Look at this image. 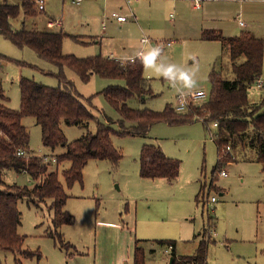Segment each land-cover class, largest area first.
Wrapping results in <instances>:
<instances>
[{
    "label": "rangeland",
    "instance_id": "obj_1",
    "mask_svg": "<svg viewBox=\"0 0 264 264\" xmlns=\"http://www.w3.org/2000/svg\"><path fill=\"white\" fill-rule=\"evenodd\" d=\"M197 1L199 7L195 8V0H139L133 5L136 21L128 20L124 24L109 21L102 25L103 16L118 9V0H82L79 5L72 4L71 0H44L41 9L50 20L60 21L62 27L48 28L42 14L36 19L24 17V20L27 28L56 30L67 35L62 52L77 58L101 55L121 59L135 55L141 47L148 55L152 48L150 44L142 45L141 38L156 43L160 46V56L153 67L144 68V77L154 96L143 102L131 98L128 105L161 111L167 104L173 106L180 92L202 89L208 99L209 75L213 69L225 79L233 78L227 46L201 38L198 34L201 27H221L224 36L255 29V35L264 40V22L250 20L246 13L242 15L244 10L239 2L220 6L213 1ZM237 16L246 24L244 27L234 21ZM167 42L171 44L168 46ZM0 57L4 59L0 65V81L7 98L2 103L11 110L20 108V78L52 88L60 85L54 65L40 59L30 48L16 47L1 35ZM169 64L175 65L177 74L195 71L197 86L187 90L179 80L172 81V86L156 72L157 68L163 71ZM64 70L67 76L73 75L77 92L94 115L101 120L119 118L100 92L113 82L124 85L123 80L93 75L85 83L70 69ZM260 81L264 85V53ZM263 96L264 88L253 84L249 90L251 102H259ZM88 98H91L89 103ZM22 124L29 133V147L34 156H53L65 151L62 146L54 150L43 146L40 127L33 117H23ZM113 127L118 130L117 125ZM60 128L68 142L87 131L63 122ZM88 131H95L94 123ZM213 134V130L204 129L199 119L182 125L156 123L140 135H112V144L122 155L119 164L115 167L109 160H90L83 169L82 183L66 189L69 198L65 210L72 220L56 231L67 246L49 236L53 233L49 200L38 206L27 203L26 199L19 201L18 234L25 236L23 249L36 253L32 259L18 256L21 264H132L135 247L143 252L144 264H169L170 257L164 253L168 242H174L176 256H193L199 243H206L207 264H264L262 167L238 156L221 166L227 176L216 172L213 178L217 166ZM144 144L158 146L167 157L180 161L179 175L174 182L140 177L139 155ZM50 164L64 183L61 172L70 163L63 162L58 167ZM4 180L21 186L33 184L27 174L13 170L4 173ZM211 196L217 201L207 205L206 198ZM187 258L181 260L194 264ZM0 263L16 264L14 255L0 251Z\"/></svg>",
    "mask_w": 264,
    "mask_h": 264
},
{
    "label": "trees",
    "instance_id": "obj_2",
    "mask_svg": "<svg viewBox=\"0 0 264 264\" xmlns=\"http://www.w3.org/2000/svg\"><path fill=\"white\" fill-rule=\"evenodd\" d=\"M40 14H44V11L34 0H0V35L18 48H30L40 59L54 65L58 69L55 76L60 84L52 88L20 78V108L11 110L2 103L7 98L0 81V251L11 252L16 264H21L18 256L32 259L36 254L23 249L25 236L18 234L21 224L19 201L26 199L27 203L38 206L49 200V207L53 211L54 233V236L53 233H49V236L58 240L60 245L67 246L62 235L56 231L72 220L65 210L69 198L66 189L77 182L82 183L83 169L90 160H109L115 167L119 164L122 155L113 146L112 135H140L156 123L182 125L202 119L206 131L213 129V123L217 124L213 129L217 151V166L213 170V178L218 175V169L223 164L238 156L259 163L264 173V96L257 103L251 102L249 98V88L262 74L263 39L249 31H244L239 36L225 37L219 30H204L201 38L220 41L223 46H227L233 78L225 79L221 72L213 69L209 75L211 93L208 99L190 106L184 112L176 111L171 104H167L161 111L135 109L128 105L131 98L136 97L143 102L154 96L144 77L142 60L123 63L101 55L88 58L65 55L62 43L67 35L53 30L27 28L24 17H37ZM17 22L18 26H14ZM18 64L26 65L22 62ZM65 68L70 69L85 83L93 75L123 80L124 85L112 84L100 92L116 110L119 119L114 121L105 117L101 120L94 115L82 101L73 82L67 79ZM261 87L264 88V85ZM90 99L86 101L89 103ZM27 116L33 117L40 127L43 146L52 150L59 146L65 148L63 153L56 156L55 164L58 167L63 162L70 163L61 172L64 183L60 181L56 168L51 169L50 163L32 155L29 133L22 124V118ZM62 122L87 131L78 139L68 142L60 128ZM91 123L95 125L94 132L88 131ZM113 125H117L118 130ZM227 146L230 147V152H226ZM18 152H23L24 155L18 156ZM7 170L26 173L33 184H7L4 180ZM179 171L180 161L167 157L160 147L152 144L141 147V178L173 182ZM168 244L174 245V242ZM206 246V243L200 242L196 253L185 260L205 264ZM174 261L173 257V263ZM133 264H144V254L137 247L134 250Z\"/></svg>",
    "mask_w": 264,
    "mask_h": 264
},
{
    "label": "built area",
    "instance_id": "obj_3",
    "mask_svg": "<svg viewBox=\"0 0 264 264\" xmlns=\"http://www.w3.org/2000/svg\"><path fill=\"white\" fill-rule=\"evenodd\" d=\"M132 1H134V0H123V2L126 4V6L128 8H129L130 3ZM212 1H225V0H212ZM232 1L241 2L243 0H232ZM34 2L36 3L37 6H39L40 9L42 8V5L44 4V0H34ZM72 2L78 4L81 2V0H73ZM194 7L195 8L199 7V2L197 0H195ZM111 17L114 18L115 20H117L118 22H121V23L127 22L128 20H135V14L132 12L131 8H129V11L127 14H120L116 11H113L111 13ZM239 24L242 26L245 25L244 22L241 20H239ZM61 25H62L61 22L56 21V20L48 21L46 24V26L48 28H53L54 26H56V28H59V27H61ZM141 43H142V45H149L150 44L151 48H159L160 49V46L156 45V43H154V42L147 40L146 38H142ZM170 44H171V42H167L168 46ZM145 55H146V53H145L144 49H141L137 52V54H135L133 56H128V57L121 58L118 60H120L121 62H123V61L133 62L135 59H141ZM1 64H2V62H1V58H0V65ZM255 84L257 85V87H261L263 83L260 81V79H258ZM206 100H207V95H206L205 91L202 89H198V90L190 92V93L180 92L175 97V103H174L173 107L178 112H184V111H187V109L190 106L198 105V104H200ZM216 125H217L216 123H213L212 128L213 129L216 128ZM212 130L209 132H212ZM213 136H214V134H213ZM213 136H211V137L213 138ZM226 152H230L229 146L226 147ZM17 155L22 156L24 154H23V152H18ZM40 158L46 163H55L56 164V157H54V156L43 155V156H40ZM218 175L225 177L227 174H226L225 170L220 169L218 172ZM216 201H217V199L214 196L206 198V204L207 205H210V204L212 205ZM171 249H172V246L169 245L168 248L165 250V252H167L169 250L171 251ZM173 264H187V263L182 262V261H177V262H174Z\"/></svg>",
    "mask_w": 264,
    "mask_h": 264
},
{
    "label": "crops",
    "instance_id": "obj_4",
    "mask_svg": "<svg viewBox=\"0 0 264 264\" xmlns=\"http://www.w3.org/2000/svg\"><path fill=\"white\" fill-rule=\"evenodd\" d=\"M73 0H71V2H72ZM103 1H108V0H103ZM119 2H120V5H119V7H118V9L117 10H115L116 12H118V13H120V14H127L128 13V11H129V8H131L132 9V12L135 14V12L133 11V5H136V3H137V1H139V0H134V1H132L131 3H130V6H129V8L126 6V4L123 2V0H118ZM173 2H177L178 0H172ZM207 1H212V0H207ZM81 2H82V0H81ZM80 2V3H81ZM213 2H215V3H218L220 6L222 5H225V4H227V3H231V2H236V1H232V0H225V1H213ZM80 3H73L72 2V4H75V5H79ZM240 3V8L242 9V10H244V13L242 12V15H244L245 13H246V17L248 18V19H250V20H261V21H259V22H261V23H263L264 22V0H243V1H241V2H239ZM242 15L240 14V16L242 17ZM42 16H43V18L45 19V21H44V24H45V22H47V21H51L50 19H49V17L44 13V14H42ZM35 19H36V17H34ZM239 20H241L240 19V17L239 16H237L235 19H234V21H236L237 23H238V25L239 26H241V27H244V26H242V25H240L239 24ZM109 21H115L116 23H118V24H124L125 22H123V23H121V22H118L117 20H115L114 18H112L111 17V14L110 15H108V16H103V21H102V25H105L107 22H109ZM134 21H136V14H135V20ZM39 23V22H38ZM40 24V23H39ZM41 25V24H40ZM44 26V25H43ZM61 27H62V25H61ZM53 29H55V28H53ZM204 30H219L222 34L224 33V32H222L223 31V29L220 27V28H203V27H201L199 30H198V34L199 35H201L202 34V32L204 31ZM61 31V30H60ZM244 31H247V30H243V31H241V32H237V33H235L234 35H231V36H225V37H233V36H239L242 32H244ZM249 31V30H248ZM53 32H58V31H56V30H53ZM249 32H251V31H249ZM254 36H256L257 38H259L257 35H255L256 33H257V31L255 30V29H253V32H251ZM223 36H224V34H223ZM88 38H93V37H88ZM142 39V38H141ZM141 49H142V47H141ZM141 49H139V50H141ZM143 49H144V47H143ZM138 50V51H139ZM137 51V52H138ZM137 54V53H136ZM128 57V56H127ZM125 58V57H124ZM118 60V59H117ZM3 60L1 59V62H2ZM66 74V73H65ZM67 76V75H66ZM67 79L69 80V81H73V75H71V74H69L68 76H67ZM261 79V78H260ZM111 80H113V79H111ZM115 81V80H114ZM112 84H116L115 82H113V83H110L109 85H112ZM263 85V84H262ZM259 88H261V87H259ZM251 89V87L249 88V90ZM119 119V118H118ZM118 119H114V121H117ZM61 153H63V152H61ZM60 153V154H61ZM33 155V154H32ZM51 156V155H50ZM53 156H57V155H53ZM24 174H26V173H24ZM227 176V175H226ZM148 180H150V179H148ZM155 180H157V179H155ZM174 182V181H173ZM169 183H172V182H169ZM168 246H169V244H168ZM170 246H172V249H171V251L169 250V251H167V252H164L167 256H169L170 258L171 257H174L175 258V261L174 262H177V261H182L181 259H183V258H185V257H190V256H176V251H175V249H176V246H175V244L174 245H170ZM166 250V249H165ZM207 250H208V247H207ZM169 258V259H170ZM207 260H208V255H207V253H206V260H205V264H207ZM132 264H133V254H132ZM194 264H196L195 262H194Z\"/></svg>",
    "mask_w": 264,
    "mask_h": 264
},
{
    "label": "clouds",
    "instance_id": "obj_5",
    "mask_svg": "<svg viewBox=\"0 0 264 264\" xmlns=\"http://www.w3.org/2000/svg\"><path fill=\"white\" fill-rule=\"evenodd\" d=\"M161 50L159 48H152L148 55H145L141 58L144 68L147 70L149 67L155 65L156 59L160 56ZM175 65L169 64L166 69L161 71L159 68L156 69V72L159 75H162L164 78L168 79L171 84L174 80H179L182 82L183 88L191 90L197 86V79L195 78V71H180L178 74L174 71ZM173 86V84H172Z\"/></svg>",
    "mask_w": 264,
    "mask_h": 264
},
{
    "label": "water",
    "instance_id": "obj_6",
    "mask_svg": "<svg viewBox=\"0 0 264 264\" xmlns=\"http://www.w3.org/2000/svg\"><path fill=\"white\" fill-rule=\"evenodd\" d=\"M169 264H173V257L169 259Z\"/></svg>",
    "mask_w": 264,
    "mask_h": 264
}]
</instances>
